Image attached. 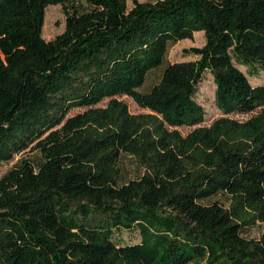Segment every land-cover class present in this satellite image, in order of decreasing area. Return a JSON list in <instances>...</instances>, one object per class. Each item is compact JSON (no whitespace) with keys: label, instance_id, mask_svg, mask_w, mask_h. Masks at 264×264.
<instances>
[{"label":"trees","instance_id":"16d2710c","mask_svg":"<svg viewBox=\"0 0 264 264\" xmlns=\"http://www.w3.org/2000/svg\"><path fill=\"white\" fill-rule=\"evenodd\" d=\"M131 2L0 0V165L41 156L0 176V264H264V83L234 63L264 70V0ZM55 4L65 27L45 40ZM196 31L204 45L184 52L197 58L140 91L169 44ZM205 71L223 116L200 126ZM125 154L142 169L126 180ZM216 195L225 202H204ZM134 227L138 242L113 241Z\"/></svg>","mask_w":264,"mask_h":264},{"label":"rangeland","instance_id":"374dc122","mask_svg":"<svg viewBox=\"0 0 264 264\" xmlns=\"http://www.w3.org/2000/svg\"><path fill=\"white\" fill-rule=\"evenodd\" d=\"M139 1H146V0H139ZM126 5L128 9L132 7L131 0H126ZM45 10L46 12H45L44 24L42 27V36L45 40H52L58 34L62 33L64 30L65 13L63 6L61 4L49 5L46 7ZM204 43H205L204 33L202 31H196L193 34L192 38H185L175 43L169 44L163 63L159 67L155 68L154 70L148 73L139 90L142 92L148 91L153 84L158 82L163 68L168 63L196 59L197 57L195 55L184 52V49H188L190 47H201L204 45ZM234 63L239 69H241L248 76V79L252 85L264 83V70L259 69L257 74L254 75L251 69H247L245 66L240 65L237 62ZM214 92H215V83L213 77L210 74V72L205 71L202 80L197 85V91L195 93V99L205 109L204 121L201 124H199L200 126L208 125L216 118L223 116V113L215 105ZM116 97L126 103L128 110L131 113L149 112V110L144 109L139 105H137L135 101L127 95H120ZM107 101L108 99L106 98L102 100L99 104H97V106H105ZM81 111H83V108H73L69 111L68 115L69 116L74 115ZM254 113L255 112L248 114L235 113L228 116L238 120H245ZM192 128L193 127H185V126L177 127V129L182 134L188 133ZM24 158L31 160L35 166L38 165V163L41 161V156L39 151L36 149L28 148L24 152L15 154L11 160L3 162L0 165V176L4 174L7 170L12 168L14 165H16L21 159ZM118 167L122 179L125 180L129 178H135L138 174L142 172V169L138 166L135 159L126 154L121 156V159L118 163ZM215 200L220 202H225V197L223 195H216L205 200L204 202L210 203ZM260 232H261V226L256 225L251 227L247 231H244L243 235L249 238L258 237ZM112 238L113 241L117 244L135 243L138 242L140 239L138 230L135 227L130 230L116 229L114 230ZM188 264H195V263L189 262Z\"/></svg>","mask_w":264,"mask_h":264}]
</instances>
